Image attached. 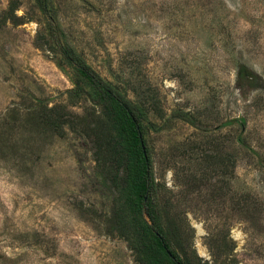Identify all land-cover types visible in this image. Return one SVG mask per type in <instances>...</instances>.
I'll return each mask as SVG.
<instances>
[{"label":"rangeland","instance_id":"obj_1","mask_svg":"<svg viewBox=\"0 0 264 264\" xmlns=\"http://www.w3.org/2000/svg\"><path fill=\"white\" fill-rule=\"evenodd\" d=\"M63 45L162 127H144L152 172L198 255L221 264L206 236L228 228L233 264H264V0H0V264H137L106 216L128 188L102 174L90 137L39 129L29 112L34 97L65 103L78 86L88 95L68 108L95 110Z\"/></svg>","mask_w":264,"mask_h":264},{"label":"trees","instance_id":"obj_2","mask_svg":"<svg viewBox=\"0 0 264 264\" xmlns=\"http://www.w3.org/2000/svg\"><path fill=\"white\" fill-rule=\"evenodd\" d=\"M61 50L97 95L93 101L95 110L86 115L74 113L68 108V105L75 106L88 95L79 86L70 90L65 103L49 105L45 100L34 97V103L28 109L36 127L58 135L63 134L67 127L90 137L94 158L102 174L106 178L112 174L110 178L115 187L122 183L125 189L128 188L125 200L115 204L114 210L106 216L113 222L110 229L128 241L137 264H211L199 256L194 247L195 231L186 211L180 208L175 198L174 201L164 197L162 191L170 189L165 183L156 181L153 175L151 151L144 136V127L154 130L162 127H155L150 121L147 115L149 108L102 77L70 45H63ZM238 76L245 80L252 74L247 66L241 65ZM173 117L199 127L192 116L174 114ZM206 156L212 160V165L219 155L208 152ZM213 174L212 171L207 173L206 182L202 184L211 182ZM183 180L187 191L199 190L201 186L193 172L185 174ZM207 206L210 210L209 202ZM206 241L216 258L222 256L221 264L234 263L230 255L235 245L228 228L222 233L210 230Z\"/></svg>","mask_w":264,"mask_h":264},{"label":"water","instance_id":"obj_3","mask_svg":"<svg viewBox=\"0 0 264 264\" xmlns=\"http://www.w3.org/2000/svg\"><path fill=\"white\" fill-rule=\"evenodd\" d=\"M142 145H143L144 152L146 153L145 145L144 144H142Z\"/></svg>","mask_w":264,"mask_h":264}]
</instances>
